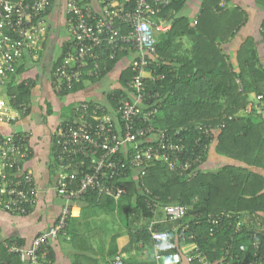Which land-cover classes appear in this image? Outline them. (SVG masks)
<instances>
[{"label": "built area", "instance_id": "obj_1", "mask_svg": "<svg viewBox=\"0 0 264 264\" xmlns=\"http://www.w3.org/2000/svg\"><path fill=\"white\" fill-rule=\"evenodd\" d=\"M55 0H0V123L18 122L27 111L23 102L15 105L16 95H9L7 88L17 67L29 53L45 42L48 36V21L45 13ZM71 34L61 64L55 69L53 89L58 94L80 83L86 76L100 74L101 63L116 60L120 53L132 55L131 77L128 87L132 100L124 96L117 101V122L100 107L80 102L74 107L72 120L58 123L52 140L53 157L57 166L55 189L63 205L56 221L37 234L29 246L16 240L6 243L9 253L17 254L27 264H51L48 257L52 241L66 234L73 216L74 201L81 199L88 190L110 195L115 200L127 193L124 186L117 185L118 177H132L145 194L152 192L145 185L149 170L154 165L166 166L171 172L182 175L186 180L195 178L205 164L206 150L218 143V129L211 124L198 125L199 133L191 138L186 129L172 132L156 123L162 97L152 92L147 80L157 81L165 77L157 72L156 43L158 36L172 28V19L163 16L174 0H97L96 7L90 0H62ZM227 2L220 3L226 7ZM168 17H174L170 10ZM153 63V64H152ZM106 68V67H105ZM263 95H257L260 102ZM104 111V109H102ZM232 116H230L231 118ZM225 124L222 125L224 127ZM124 130H123V129ZM122 129V130H120ZM121 132V134H120ZM33 133L0 132V207L10 213L26 215L37 205L40 189L33 172L26 166L30 151L26 143ZM17 139H19L17 141ZM87 160V161H86ZM88 164V170L76 173L73 169ZM131 172V174L127 172ZM158 197H149L147 204L153 212L161 205ZM163 219H153L150 225L154 241L155 263L183 264L188 262L213 264L208 256L195 244L183 250L179 242L195 238L186 235L190 224L175 228L176 238L171 239L168 229L155 227L158 223H175L186 213V206L169 203L163 207ZM226 214L210 215L213 224H219ZM248 230L257 236L264 231L261 218L241 216L235 231ZM253 257L247 264H264L259 255L260 241L254 242ZM245 250L246 246L241 245ZM232 245L226 250L231 256ZM232 259L226 264H232ZM107 264H126L120 257ZM237 264V263H235Z\"/></svg>", "mask_w": 264, "mask_h": 264}, {"label": "trees", "instance_id": "obj_2", "mask_svg": "<svg viewBox=\"0 0 264 264\" xmlns=\"http://www.w3.org/2000/svg\"><path fill=\"white\" fill-rule=\"evenodd\" d=\"M187 1L174 0L163 12V16L172 19V28L166 34L158 36L156 43L158 62L152 63V69H155L159 63L157 72L164 74L165 77L157 81L147 80V86L150 91L159 92L162 97L161 109L156 118L157 124L172 132L186 129L188 131L185 134L191 138L199 133L196 128L198 125L211 124L218 129L219 141L213 149L206 150L204 167L192 180L188 181L179 173L171 172L164 165L152 166L145 179V185L152 192V196L142 192L132 177H118L114 180L117 185L127 189V193L117 200L110 195L99 194L97 190H88L81 198L86 205L82 209L81 216H71L67 229L68 240L75 245L76 250H79L75 264H97L89 254L94 250L91 243L92 238L96 237L94 230L88 226L87 234L81 235L76 232L79 227L74 226V222L98 212L108 214L119 227L111 235L107 248H105L106 233L103 227L102 230H96L97 234L99 233L97 239L103 252H106L111 259L122 258L126 264L155 263L154 241L149 228L153 219H163V207L169 203L185 205V216L175 223L162 222L155 227L160 230L168 229L171 239H175L174 229L190 224L186 235L194 234L195 238L188 239V245L196 244L213 264H226L232 259V255V264H247L253 257L255 241H260L259 255L264 257V231L254 236L253 231L248 230L249 225H245L241 231H235L236 221L241 216L264 217V118L257 119L251 113H241L248 112L251 92L262 94L261 102L264 103V69L257 68L251 61L250 65L244 66L241 71H234L232 65L226 63L220 48L215 49L211 46L213 44L211 39L207 40L210 46L205 44V38L209 34L206 33L205 37V32L202 33L203 23L206 25L218 23L220 18L224 20L223 17L229 13L230 17L235 18L232 14L237 12L236 8L224 11L227 7L219 5L221 0H203L200 20L192 28L189 19L180 14ZM170 10L175 12L174 17L167 16ZM49 12L50 8L47 9L45 16ZM237 19L236 17L231 27H227L229 26L227 22L224 27L213 24L212 33L224 38L233 36L234 30L239 25ZM183 37L189 38L191 45L190 49L186 48L181 53ZM67 44L68 41L54 64L53 79L55 69L63 60ZM111 63L110 68L114 62ZM23 70L22 64L17 67L7 92L9 95H16L15 105L25 103L27 111L18 122L0 123V132L30 131L11 128L32 113L31 95L34 80L28 79L27 82L23 80L21 83H16L19 73ZM130 76L128 71L124 72L121 79L123 85L127 84ZM90 77L98 79L94 76ZM83 81L58 94L66 95L78 89ZM4 128L9 129V132ZM26 147L31 152L26 159L28 162L33 157L30 141L26 143ZM53 165L54 169H57L55 160ZM77 165L78 171L81 172L84 165H80L79 161ZM86 166L88 164H85L84 170H88ZM127 173L131 174L130 171ZM153 196L159 198L158 202L161 205L157 212H153L147 204L148 198ZM223 213L232 216L227 217L224 214L219 224L210 221V215ZM9 241L0 246L5 251L0 264H14L13 259L18 256L8 252L6 243ZM183 245L184 242L180 241L179 246ZM229 245H232L231 256L226 255ZM241 245H245L246 249L242 250ZM48 257L50 261L53 259L51 249ZM83 260L87 262L83 263Z\"/></svg>", "mask_w": 264, "mask_h": 264}, {"label": "crops", "instance_id": "obj_3", "mask_svg": "<svg viewBox=\"0 0 264 264\" xmlns=\"http://www.w3.org/2000/svg\"><path fill=\"white\" fill-rule=\"evenodd\" d=\"M90 1L96 7L98 6L97 0ZM223 1L227 2V8L224 11L236 8L237 12L232 14L235 18L230 17L229 13L223 17L224 20L220 18L218 23L214 22V26L224 27L227 22L229 24L227 27H231V24L235 23L237 17V21H239L238 28L234 30L233 36H226L224 38L221 35H217V37L212 33L213 24L209 23V25H206L203 23L202 33L205 32V37L207 36L206 33L209 34L205 38V44L210 46L207 40L211 39V43H213L211 46H214L215 49L217 47L220 48L226 63L231 64L234 71H241L244 69V66L250 65L251 61L257 68L261 67L264 69V0H221L219 5ZM202 3L203 0H188L180 13L189 19V25L192 28L200 20ZM49 8L50 12L46 15L49 25L48 36L37 51L29 53L21 61L20 65L22 64L24 70L19 73L16 81V83H21L23 80L26 82L28 79L34 80L31 95L32 113L18 125L11 127L13 130L29 129L33 133L30 140L33 157L30 158L26 166L34 174L35 181L40 189V195L37 205L26 215L10 213L0 207V246L7 240H16L22 245L29 246L33 238L50 227L60 214L63 200L57 194L54 186L57 170L54 169L53 165L54 142L51 135L58 123L62 120H72L75 118L74 107L80 102H87L91 106L100 107V114L105 112L117 122L119 118L118 99L124 96L131 101L133 96L132 91L127 85L130 78L127 84L123 85L121 82L124 72L128 71L131 74L132 55L127 52L120 53L116 60L107 62L106 66L105 63H101L100 74L96 77L94 76L98 79L86 76L78 89L66 95H59L54 92L52 70L71 34L68 30L64 2L62 0H55ZM52 43L60 46V53L56 57L51 55L49 51ZM182 43L181 53L186 48L190 49L191 45L187 37L182 38ZM209 50L207 49V51ZM111 62H114V64L110 68ZM41 65L43 66V71L38 68H41ZM103 72L106 73L104 74ZM249 97L248 112L242 111L241 113H251L257 119L264 118V103L256 100L257 94L255 92H251ZM4 130L9 132L7 128H4ZM73 171L79 173L78 168L73 169ZM82 200L74 201L73 216L75 217H80L83 207L86 206ZM260 218L264 221V217L262 218L261 216ZM86 222L83 218L74 222V226L79 227L76 232L86 235L88 226L94 227L91 222ZM94 232L95 236H99L97 231ZM91 243L94 250L89 251V254L94 258L95 263L107 264L112 260L106 252L102 251L97 237L95 239L92 238ZM74 246L68 240L67 231L66 234L52 241L50 245V249L53 252L52 264H75L76 254L79 253V250H76L77 248ZM191 247V245H183L182 249L188 250ZM105 248H107V245ZM3 255H5V251L0 247V259ZM13 260L14 264H27L25 260L18 256ZM85 262L87 260H83V263ZM183 264L191 263L185 259Z\"/></svg>", "mask_w": 264, "mask_h": 264}, {"label": "rangeland", "instance_id": "obj_4", "mask_svg": "<svg viewBox=\"0 0 264 264\" xmlns=\"http://www.w3.org/2000/svg\"><path fill=\"white\" fill-rule=\"evenodd\" d=\"M49 51H50L51 55L56 57L60 53V46H58L56 43L55 44L52 43L51 48H49ZM42 67L43 66L41 65V68L40 67H38V68L43 71ZM211 156H213V154ZM213 167L216 168V166H214V165H213ZM214 168H212V169H214ZM83 219L85 221L91 222L93 224L94 227H92V229L94 231L102 230V227H103L104 232L106 233L105 237H104V242L106 245L109 244V240H110L111 235H113L119 229L118 225L114 224L115 221L106 213H102V212L101 213H99V212L93 213L90 216H88V218L86 217ZM96 237L98 238V235Z\"/></svg>", "mask_w": 264, "mask_h": 264}]
</instances>
